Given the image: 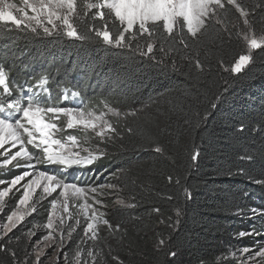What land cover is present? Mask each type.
I'll use <instances>...</instances> for the list:
<instances>
[{
  "label": "snow or ice",
  "instance_id": "snow-or-ice-1",
  "mask_svg": "<svg viewBox=\"0 0 264 264\" xmlns=\"http://www.w3.org/2000/svg\"><path fill=\"white\" fill-rule=\"evenodd\" d=\"M18 6L12 0H0V25L5 33H19L49 42H79L101 49L104 59L119 65V72L131 75L141 65L167 72H183L196 76L214 70L241 74L254 63V53L264 51V0L256 4L245 0H21ZM259 23L260 29L257 30ZM6 39H13L6 36ZM235 40L243 42V49L232 59L225 60L221 52ZM216 51H212V48ZM216 68L213 69L212 64ZM13 66L0 63V175L23 169L10 179L0 178V254L8 264H42L47 250L57 255L55 264H123L113 255L110 240L118 232H125L121 224L108 218L106 201L116 196L115 203L124 209H136L135 196L128 202L120 193V175L101 172L96 176L103 183L68 180L74 168L91 169L98 161L109 157V148L120 144L125 137L139 136L136 151H151L165 159L166 149L160 136H171L168 125L157 127L156 134L146 127L134 128L128 121L136 118L143 109L121 110L107 101L102 107L89 106L79 91H71L75 106H64L69 101V91L61 89L59 102L49 86L50 77L41 74L34 84L15 83ZM59 71V69H57ZM224 81L223 92L215 96L219 101L228 92ZM163 95V93L159 94ZM151 99V97H149ZM217 107L216 102L211 108ZM195 120H206L194 113ZM188 124V120H185ZM192 127V125H189ZM83 133V137L69 133ZM240 131L244 126H240ZM95 141V143H93ZM199 149L188 151V168L196 165ZM241 159L251 161L252 155ZM176 167V161H170ZM48 166H53L48 170ZM237 174L243 175V170ZM116 180L117 183L108 182ZM169 185L177 192L161 197L177 200L192 198L187 175L166 176ZM264 183V180H253ZM135 183V181H133ZM15 199L14 204L10 201ZM47 202V218L42 224H33L20 235L21 229ZM160 214V207H153ZM172 216L161 218L158 223L173 231L181 223L185 209L177 206ZM248 219L262 221L240 231L239 238H264V208L248 209ZM243 217V210L235 213ZM40 231L39 239L33 237ZM124 237L121 236V240ZM172 234H157L156 251H163L167 258L177 252L170 247ZM167 249V251H165ZM201 264H204L201 261ZM216 264H264V243L225 250L216 258Z\"/></svg>",
  "mask_w": 264,
  "mask_h": 264
},
{
  "label": "trees",
  "instance_id": "trees-1",
  "mask_svg": "<svg viewBox=\"0 0 264 264\" xmlns=\"http://www.w3.org/2000/svg\"><path fill=\"white\" fill-rule=\"evenodd\" d=\"M245 2L256 4L259 0ZM256 27L259 31V23ZM243 47V42L233 40L221 52L227 61ZM0 63L13 66L12 77L17 84H34L47 73L53 97H59L61 89L79 91L85 101L103 100L121 110L143 109L138 117L129 118L134 128L143 126L155 135L158 126L170 127L172 135L159 138L170 159L151 151L137 152L140 137L132 136L125 137L123 149L119 143L110 147L109 157L93 167L112 169L118 175L123 170L120 184L124 198L133 202L129 198L135 196L134 202L139 204L136 209L117 206L108 215L113 224L119 223L126 230V234L118 232L110 240L112 254L118 255L123 264H216V258L226 249L251 244V237L239 238L238 233L257 225L248 219V209L264 208V183L251 182L264 180V51H256L254 63L241 74L214 70L196 76L189 75L184 65H180L183 72L175 73L141 65L142 70L118 76L119 65L104 59L101 49L82 48L79 42L25 38L19 33H5L0 25ZM212 67L216 68L215 63ZM225 80L228 92L215 101V96L223 92ZM212 102L217 103L215 109ZM194 113H207V119L195 120ZM241 125L243 131L239 130ZM193 146L200 156L189 170L188 151ZM246 154L254 159H241ZM170 161H176V167ZM177 169L181 176L188 177L190 200L182 194L178 201L161 198L177 192L166 180L167 175H176ZM241 170L244 174H237ZM157 206L161 208L159 215L151 211ZM177 206L185 209V215L175 231L158 223L169 216L175 219L173 209ZM47 209L43 204L15 234L45 222ZM238 209L244 211L243 217L235 214ZM169 233L170 247L177 252L175 258L155 250L157 234L167 237ZM0 264H8L4 254H0Z\"/></svg>",
  "mask_w": 264,
  "mask_h": 264
},
{
  "label": "rangeland",
  "instance_id": "rangeland-1",
  "mask_svg": "<svg viewBox=\"0 0 264 264\" xmlns=\"http://www.w3.org/2000/svg\"><path fill=\"white\" fill-rule=\"evenodd\" d=\"M12 2L16 3L18 6H22L21 0H12ZM70 93H71V91H69V101L64 102V106H75V103L78 102L79 98L76 101H74L71 98ZM54 98H56V102H59L58 97L54 96ZM85 102L89 106L102 107V105L100 104V101H94V102L93 101H85ZM69 133L79 136V133H82V132L69 130ZM93 167L90 170L89 169H83V168L71 169L68 173V180L76 181L77 177H79L80 181L89 182V183H92V182L103 183V182H105V180L103 178L99 181L96 180L97 175H99L101 172L105 173V175H107V173H110V172H116L112 169H106L104 167H99L98 169H94ZM52 168H53V166H48V170H51ZM21 171H23V169L13 170V171L8 172V174L6 176L5 175H0V176L2 179H10L12 176L20 174ZM79 172L85 173L86 175L85 176H83V175L79 176ZM117 175H118V173H117ZM108 182L117 183L116 180H110ZM119 183H120V180H119ZM18 195L19 194H17V196ZM120 195L124 198L125 192L123 191L122 193H120ZM115 199H116V196L114 195L113 197L109 198L106 201V203L108 204V207H109V212L111 209H114L117 206H119L115 203ZM44 204L46 207L48 206L47 202H44ZM0 222H2V218H0ZM260 223H262V221L256 220V224H257L256 226H258ZM41 234L42 233L40 231H38L37 235L32 238L33 241L36 239H39ZM250 242H251L250 245H255L257 243H264V238L251 237ZM241 247H243V246H236L235 248H232V250L239 249ZM56 255H57V253L54 250L48 249L47 250V257L42 258V264H55ZM62 262H63V259H61L60 263H62Z\"/></svg>",
  "mask_w": 264,
  "mask_h": 264
}]
</instances>
